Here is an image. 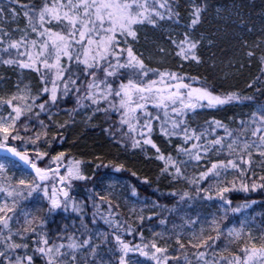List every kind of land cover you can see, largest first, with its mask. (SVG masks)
I'll return each mask as SVG.
<instances>
[{
    "label": "snow or ice",
    "instance_id": "6c2138e0",
    "mask_svg": "<svg viewBox=\"0 0 264 264\" xmlns=\"http://www.w3.org/2000/svg\"><path fill=\"white\" fill-rule=\"evenodd\" d=\"M245 7L0 0V264H264V2L258 32Z\"/></svg>",
    "mask_w": 264,
    "mask_h": 264
},
{
    "label": "trees",
    "instance_id": "16d2710c",
    "mask_svg": "<svg viewBox=\"0 0 264 264\" xmlns=\"http://www.w3.org/2000/svg\"><path fill=\"white\" fill-rule=\"evenodd\" d=\"M219 2H233V0H208V3L212 6H214V4L219 3ZM236 3L240 4L243 3L244 5H246V7L244 8V11L246 13V17H250L252 21L255 22L256 24V31H259V27L261 24L260 21V13L262 11L261 9V4L262 2H264V0H235ZM214 8V7H213ZM213 8H210V10ZM212 12V11H211ZM209 14H207V20L209 18ZM243 77L240 78V81L237 80H233L231 81L232 84H237L238 82L240 83V86L243 87V83H242ZM248 111L247 109H242V108H235V109H228L227 112H221L217 114V118H222L226 115L230 116L233 113H236L237 115H239L242 112H246ZM208 117V113H203L200 117H198L197 119L199 121H202L204 118ZM139 169H145V165L143 164H139L136 166ZM148 168L152 169V172L154 174L155 168L154 166H148ZM244 194H238V199L242 202ZM154 198V197H153ZM251 199H255L257 201H261L264 200V196H261L259 193H253L251 194ZM262 209L257 207L256 208V212L259 213L261 212Z\"/></svg>",
    "mask_w": 264,
    "mask_h": 264
},
{
    "label": "rangeland",
    "instance_id": "374dc122",
    "mask_svg": "<svg viewBox=\"0 0 264 264\" xmlns=\"http://www.w3.org/2000/svg\"><path fill=\"white\" fill-rule=\"evenodd\" d=\"M233 2H219V3H217L216 5H218V4H228L229 6H231V4H232ZM212 11V12H211ZM209 18H208V20H206V23H205V25H204V27L206 28V29H208V28H212L213 26H214V16H215V11H214V8H213V10L211 9L210 11H209ZM247 16V15H246Z\"/></svg>",
    "mask_w": 264,
    "mask_h": 264
},
{
    "label": "bare ground",
    "instance_id": "6f19581e",
    "mask_svg": "<svg viewBox=\"0 0 264 264\" xmlns=\"http://www.w3.org/2000/svg\"><path fill=\"white\" fill-rule=\"evenodd\" d=\"M216 4H217V3H216ZM216 4H214V6H215Z\"/></svg>",
    "mask_w": 264,
    "mask_h": 264
}]
</instances>
